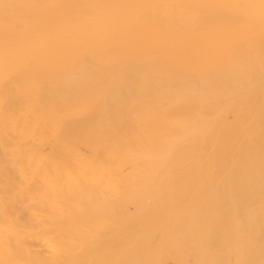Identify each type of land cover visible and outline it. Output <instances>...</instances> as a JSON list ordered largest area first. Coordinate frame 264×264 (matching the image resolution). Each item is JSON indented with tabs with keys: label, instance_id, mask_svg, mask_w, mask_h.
Here are the masks:
<instances>
[{
	"label": "bare ground",
	"instance_id": "1",
	"mask_svg": "<svg viewBox=\"0 0 264 264\" xmlns=\"http://www.w3.org/2000/svg\"><path fill=\"white\" fill-rule=\"evenodd\" d=\"M0 264H264V0H0Z\"/></svg>",
	"mask_w": 264,
	"mask_h": 264
}]
</instances>
